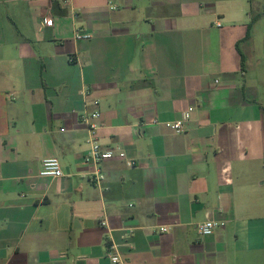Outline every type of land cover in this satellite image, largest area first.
Listing matches in <instances>:
<instances>
[{
    "label": "crops",
    "instance_id": "1",
    "mask_svg": "<svg viewBox=\"0 0 264 264\" xmlns=\"http://www.w3.org/2000/svg\"><path fill=\"white\" fill-rule=\"evenodd\" d=\"M72 10L0 0V264H112V244L125 264H264V0ZM86 92L99 143L135 162L103 161L101 186ZM46 158L63 177L40 176ZM208 220L225 228L201 237Z\"/></svg>",
    "mask_w": 264,
    "mask_h": 264
},
{
    "label": "built area",
    "instance_id": "2",
    "mask_svg": "<svg viewBox=\"0 0 264 264\" xmlns=\"http://www.w3.org/2000/svg\"><path fill=\"white\" fill-rule=\"evenodd\" d=\"M65 3L69 9L72 10V0H56ZM111 9L115 10L116 7L111 5ZM76 17V15L74 14ZM45 25H52L53 18L48 16L43 20ZM220 24H217V27H220ZM92 35L89 33H81L77 31L75 33V40H91ZM219 81H216L215 84L219 85ZM84 110L80 114L79 119L82 125H84L88 132V137L86 139V144L89 146L88 153L85 157V163L87 165H92L93 167V180L97 186H101L106 177L102 170V163L105 160H110L115 157L124 159L127 163V166L133 167L135 162L126 158V154L123 151H114L111 149H105L97 140L96 132L101 128L100 121L102 119V112L100 110V101L98 99L91 98L90 93H84ZM194 108H189L186 111L181 121L167 124L175 134L182 135L186 133L185 124L191 120L192 113ZM40 176L45 178H61L64 176L61 162L58 158H46L41 161V171ZM225 228V223L215 220H208L197 226V232L201 237H209L215 233L218 229ZM160 233H166L169 231L168 228L162 227L159 229ZM109 258L112 264H125V261L119 255L117 247L112 244L109 251Z\"/></svg>",
    "mask_w": 264,
    "mask_h": 264
}]
</instances>
